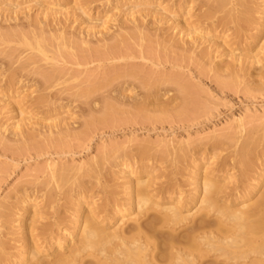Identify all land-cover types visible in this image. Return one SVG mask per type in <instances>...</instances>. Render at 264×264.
<instances>
[{
    "label": "bare ground",
    "instance_id": "1",
    "mask_svg": "<svg viewBox=\"0 0 264 264\" xmlns=\"http://www.w3.org/2000/svg\"><path fill=\"white\" fill-rule=\"evenodd\" d=\"M19 1L18 0H0V17H1L0 18V56H6L7 58L9 57L12 60V64L17 63V62L19 63V65L16 68H13V69L11 68L12 71L10 73L9 78H7V80L8 79L9 80L8 81L5 80V81L9 82V84L14 85V83L15 84L18 82L21 83L23 81L21 78L25 75V74H23V71L30 72L27 75H39L42 78L43 86H45V88L49 89V90H50V88L55 87V85L58 84V81H60L63 78V73L58 69H53V70L50 69L51 72L42 71V70H38L35 68H34V70H29V68L25 64H22V62H21V59H22L21 55L23 54V52L20 50L23 49V47H25V48L29 47L27 49L31 50L32 52H33V50L36 51V53L33 56L28 54V55L32 56L31 57L32 63H34L33 61L36 60V57L38 55L41 58L52 60L54 57L48 56L50 54V53L48 54V52L49 51L51 52L50 47L55 48L56 51L63 57H68V58L71 57L70 59H72V57L73 58L75 57L76 60H78V59L79 60L80 59H86V60L90 59L87 62H89V61L91 62V59H94V58L100 59V58H103L104 56L105 57L110 56V55L116 56V54L118 55V54L122 53L121 51L128 49V47L124 46V45H128V43L126 44L125 42H126V39H130V38H128L129 36L126 37V39H125L123 36H122V38L121 37L119 38L116 35V37H118V39H112V40H115L112 44L110 43L111 42L109 40L110 38L108 39L106 37V34H110V31L113 32L110 28L112 26L109 25V20H110V17L112 15L106 16L104 14V16H106V17L103 18V21L98 22L95 20L96 21V22L94 21L95 25H93V21H92L93 19H92L91 22H92L93 26L88 25L91 23H89L90 21L89 22L87 21V20H89V18H86V17L92 16V15H89V16L84 15L85 16L84 18L87 19L86 21L88 22V24L87 23L85 24V22H84L85 19H84V21L81 18H78V19H81L83 21L82 22V23H84L83 26L85 25V27H86V25H87V28H88V31L86 30L87 33H85V34L80 33V34L74 35L75 33L73 34V32L78 30V29L77 30L74 29L75 31L74 30H73V32L70 31L71 33L69 35V33L66 32L64 29H66V27H65L66 21L68 20L70 22L71 17L70 18L68 17V19H67V17H66V19H62L61 16L64 13L67 16L68 13L75 12V10L77 9L76 7H75V9H73L74 8L73 7L72 10L69 12L68 11L69 8L67 9V7L65 5L64 6L66 8H63V6H62V8L61 7L55 8L56 7L54 5L55 1L53 2L52 0H29L30 5L27 8L28 12L26 11V9H24L26 11V13H25V11L20 12V10L18 8V6L20 4V3H18ZM75 1H76L75 2L76 5H79V3L77 4V1H79V0H75ZM94 1H99V0H94ZM122 1H124V0H122ZM108 2H110V1H108ZM157 2H159V1H157ZM114 3L116 4V2H114ZM194 3H195L194 0H179V2H177L176 4L179 5V8H180L179 10L182 11V8H184V10L185 9L191 10L193 8ZM196 3H198V2L196 1ZM85 4H87V3H85ZM89 4H92V2L91 3L89 2ZM173 4L176 5L175 3H173ZM205 4L208 7L206 8L207 9L206 11L204 10L205 12L203 14V16H204L203 19L204 18L210 19V17L213 18L217 12L226 11L227 9L224 10V8H226L227 5H231L230 7H232L230 10H227L228 12L226 13V15L224 14V16L221 17V15H222L221 14L220 17L218 16L217 20L215 19L216 17L214 18L215 19L214 23H217L215 27H217L219 25H222V26L225 25V27H226L227 23L228 24L232 23V25L235 24V26L237 28V30H236V28L234 30L238 31V33H239V31L242 32V30H244V28L249 26V25H252V28L254 29L255 27H253V25L257 24V26L258 25L259 26L258 27L256 26V32L253 33V36L255 38L256 37L258 38L259 36L264 37V8H262L261 6L253 9L252 7H250L248 0H207ZM1 5L10 7V8H7V9H9L7 11L8 14H4V15L2 14L3 12L6 11V9H5L6 7L4 8V6H3L1 8ZM202 5H204V4H202ZM151 6H153V5H151ZM256 6H259V4ZM124 7H125V5H124ZM133 7H131L132 9H129L130 8V6H129L127 18H125V19H128L133 24L137 21L136 27L134 26L135 24L133 25L135 27L133 29H136V28L140 27V26H138L139 24L137 25V23H139L141 21H138L137 16H136V14L140 13V11L137 8H135L136 9L135 10ZM156 7H157V4H156ZM156 7L153 6L151 8V10L148 11L149 13L146 11L145 12L148 14L153 13V15L156 14V16H158L162 12L160 13V9L156 8ZM174 7H172L173 10H174ZM198 7L199 6H197V8ZM230 7L228 6V8H230ZM113 8H115V10L116 9L118 10L120 8L118 5V2H117V5L116 6L114 5ZM148 8L146 10H148ZM162 8H163V6H162ZM34 9H37V11H39V14H41V15H37V16L35 15V17H33L31 12L34 11ZM167 9H169V8L164 9L165 10L163 12L164 15H166V13L169 12V11H167ZM173 10H170V11H173ZM176 10H177L176 12H178V9H176ZM186 10H185V12H186ZM82 11H80V12H82ZM85 11H87V10L85 9ZM85 11H83L82 13L79 12V14H87L89 12L88 11L86 13ZM109 11L110 10H108L107 12L109 13ZM120 11H122V10H120ZM21 13H23V14L25 13L24 16H22ZM122 13H124V11ZM178 13L174 12L172 14V16H170V18H168L167 15H166V17L173 21V25H172L174 27L173 29L174 30L176 29L179 34H181V35L183 34L186 37L192 35V39L196 35H198L197 39L199 37L200 38L202 37L205 40H208V38H209L212 41H216V39H215L216 37H214V39H215L214 40L213 35H209L207 37V35L205 36L206 33L204 34L202 32L203 29L199 30L200 24L196 25V26H198V28H197L194 26V24L192 25V23H189L188 22L189 20L187 21V19L179 20V17L177 15ZM65 14L63 16H65ZM76 14H78V13H76ZM90 14H91V11H90ZM117 14H114V15H117ZM142 14L144 15V13H142ZM163 14H162V16H164ZM256 14L259 16H256ZM69 15L74 16L73 13H70ZM100 15H101V13H100ZM184 15H185V17H187V16L190 17L189 15L186 16L185 13H184ZM184 15L182 14L183 17H184ZM217 15H219V14H217ZM77 16L79 17V15H77ZM77 16H75V17H77ZM146 16H148V15H146ZM138 17H139V15H138ZM144 17L145 16H143V22H144ZM24 18L27 20V24L29 25V27L33 26L34 29H30L29 31L25 32L24 28H21V26H24L23 25L24 23L22 21ZM63 18H65V17H63ZM82 18H83V16H82ZM113 18H111L110 21H112ZM147 18H145V19H147ZM3 19L11 22V24L13 23V26L11 28H9V27L3 28L4 25L2 26V24L5 23L4 22L5 20H3ZM123 19H124V17H123ZM26 20H24V21H26ZM139 20H140V18H139ZM141 20H142V18H141ZM77 21H78V23H80L79 20H77ZM74 22H76V20ZM112 22H114V21H112ZM155 22L157 23V20H155ZM115 23L117 24V22H115ZM193 23H195V22H193ZM53 24L58 25V27L54 26ZM124 24H126V22ZM159 24H161V22ZM70 26H72V25H70ZM129 26H131V25H129ZM29 27H28V29H29ZM74 27L77 28L75 25H74ZM227 27H229V25H227ZM26 28H27V25H26ZM53 28L54 29L56 28V29H55L54 33L53 32L51 33V31L54 30ZM87 28H85V29H87ZM119 28H120V26L119 27L117 26V29H119ZM130 28H132V27H130ZM142 28H144V27L142 26ZM81 29H82V27H81ZM208 29H209V27H208ZM119 30H120V32H121V30L129 31L128 29H119ZM138 30L136 29V31L138 32V33H136L137 36H138V34L142 35L143 29H140V32ZM149 30H153V28L149 29ZM159 30H160V28H159ZM221 30L223 31V29H221ZM226 30H229V29L227 28ZM251 30L252 29L250 28L249 31H251ZM78 31H81V30H78ZM83 31H85V30H83ZM210 31H212V30H209V32ZM120 32H118V33H120ZM224 32H226V31H224ZM146 33L149 34L148 31ZM234 33H235V31H234ZM193 34H195L194 37H193ZM215 34H216V32H215ZM126 35H130V34H126ZM143 35H145V33ZM169 35L172 36V34H169ZM181 35H180V37H181ZM89 36L96 37L98 39V41L101 43L103 42V44L100 46L94 47L96 45L95 44V45H93L94 48L91 47L89 44H92V41H90ZM120 36H121V34H120ZM108 37H110V36H108ZM111 37H112V35H111ZM113 37L115 38V35H113ZM131 37H133V36H131ZM146 37H148V36L146 35ZM162 37H163V35H162ZM226 37H222V39H220V41L223 39L227 40ZM238 37H241V36H238ZM250 37L252 38V36H250ZM93 38L91 40H93ZM143 38H144V36H143ZM143 38L141 40H143ZM166 38H167V36L165 37V39H164V37H163V39L161 38L163 40V43H162V40L160 39L161 45H165V46H163L164 48H166V46H170L171 48L174 47L175 51H177L176 48H178L177 52H179V53H181V51H179L180 49L186 51L187 53L189 50H191L192 51L191 55H192V53H195V52H193V50H195V49H189L191 47V45L189 43H188L190 45L189 48L185 47V45L187 46V41L182 40L183 36H182V39H178V41L182 40V42L181 41L178 42L177 39L174 40L175 38H173V39H169V38L166 39ZM242 38L244 39V37H242ZM107 39L110 42L107 41ZM192 39H191L190 43L193 44ZM194 39H196V38H194ZM197 39H196V42H197ZM133 40H135V39H133ZM137 40H139V39H137ZM144 40H146V39H144ZM148 40H149V37H148ZM156 40H155V42H156ZM106 41L109 43H106ZM153 41H154V39H153ZM238 41H240V40H238ZM225 42H223V43H225ZM228 42H229V40H228ZM228 42H226V43H228ZM245 42H247V41H245ZM13 43L14 44L16 43L15 44L16 46L11 47V44H13ZM95 43H96V41H95ZM129 43H130V41H129ZM148 43H149L148 45H150V42H148ZM201 43H203V41ZM226 43H225V45H223L221 42L220 43L221 45H219V47H221L220 51L226 50V51H224L225 54L222 51V53L224 54V55L222 54V56H225L227 54L226 53L227 49H226V47H224V46H226ZM236 43H238V42H236ZM84 45L86 47L90 46V48L87 47L88 49H85L83 47ZM97 45H99V43ZM129 45H131V43ZM139 45H142V44L139 43ZM157 46H158V44H157ZM196 46L199 48L198 45H196ZM212 46H215V45H212ZM222 46H223V49H222ZM227 46H228V48L229 47L231 48V45H229V43ZM1 47H4V48L10 47L11 50L6 52L4 49H1ZM125 47H127V49H124ZM170 47H168V48L170 49ZM25 48L23 49V51L25 50ZM174 48H173V50H174ZM191 48H193V47H191ZM215 48H217V47H215ZM259 48H261V46ZM12 49L18 51L19 53L13 51ZM150 49H153V48L150 47ZM150 49H148V50H150ZM163 49H162V52H163ZM200 49H202V48L200 47ZM208 49H206L205 51L201 50V52L199 53L200 57H198V59L208 57V55H209L208 51H207ZM73 50L75 52H73ZM164 50L166 52V49H164ZM228 50H230L231 53L233 52V51H231V49H228ZM11 51H13L17 54H15V56H14V55L8 53ZM170 51H171L170 53H172L171 49H170ZM184 51H183V53H185ZM32 52H31V54H32ZM52 52H54V51H52ZM217 52L218 51H216V53ZM230 52L228 51V55ZM58 53H57V55H59ZM173 53H175V52H173ZM179 53H177V54L181 55V56L185 55L183 53H181V54H179ZM125 54L126 53H124L123 55H125ZM166 54H168V53H166ZM195 54L197 55V53H195ZM218 54H219V52H218ZM60 55H59V57H60ZM193 55H192V57H193ZM196 55H195V57H196ZM256 55H258V54H256ZM115 56H114V58H115ZM181 56L179 58H181ZM33 57H35V58H33ZM40 57H39V59H41ZM121 57H123V56H120V58ZM174 57H176V56H174ZM26 58H27V56H26ZM109 58H111V56ZM191 58H190V60H191ZM231 58H233V57H231ZM210 59L211 58H209L208 61ZM53 60H55V59H53ZM58 60H60V59H58ZM195 60H196V58H195ZM99 61H101V59ZM201 61H203V60H201ZM211 61H212V59H211ZM37 62L38 61H35V63H37ZM40 62H43V61H40ZM258 62L261 63L262 61H258ZM77 63H79V62H77ZM213 64L214 63L212 61L211 65H213ZM230 64H229V66L226 65V68L225 69L223 68V69H224V71L229 70V71H227V74L230 72L232 74V76L234 77L233 78L234 80L231 79V80H233L231 82H235L236 84H238L235 81V79L238 80L237 78L239 76H241L240 72L241 71L243 72V70H241L240 67H242V66H239V68L237 69L235 67L236 65L233 66L231 64V66H230ZM1 65H2V63H1ZM10 65H8V66H10ZM224 65H225V63H224ZM224 65H221V66L224 67ZM221 66H219L218 68L214 66V68H212V69L216 70L215 73L217 72V73L221 74V72L223 71ZM54 67L56 68L57 66H54ZM116 67H118V66H116ZM201 67H203V64ZM227 67H228V69H227ZM57 68H59V67H57ZM243 68L245 69L246 67L244 66ZM11 69H9V70H11ZM43 69H45V68H43ZM112 69H110V70L112 71ZM9 70H8V72H9ZM50 70H48V71H50ZM124 70H125L126 74H124ZM124 70H123L122 74H119V73L116 74L115 73L117 71L116 70L115 72H113V73H115V75H112V76H108L109 74L105 75V78L103 77L104 79L101 82L96 81V83H95V80L93 79L94 80L93 83H95V84L91 83V86L89 85L85 89L83 87V90H81L79 93H76V91H75L74 93H76V94H74L73 97L75 99L86 98L87 100H89V99H91V97L96 96V94H98L102 91H105V90L108 91L109 89H112V91H115L114 88H116V87H120L121 89H123V87H125L128 90H130L129 88H131V90H132L133 86L129 87V85H128L129 83H127L126 80L128 81V77L133 78V77H135V75L136 76H138V75L135 73H134L135 74L134 75L133 72L131 73L129 71H128L129 72L128 73L126 69H124ZM5 71L6 72H4V73H7L6 68H5ZM107 71H109V70H107ZM202 72H204V71H202ZM101 76H103V75H101ZM243 76L244 75H242V77ZM27 77H25V78H27ZM147 77H148V75H147ZM16 78L20 79L21 81L18 80V82H15L17 80ZM97 78H100V77H97ZM97 78H96V80H97ZM138 78H136V79L138 80ZM168 78H170V77H167V81L174 82L173 77H171L172 79H168ZM222 78H223V76H222ZM244 78H246V77H244ZM141 79H140V81H141ZM163 79H165V78H162V80ZM174 79H176V78L174 77ZM35 80H37V79H35ZM146 80H144V82H143L144 83L143 86H145V89H149V91L150 90L153 91L154 89L156 90L158 88V85L155 84L156 81H153L155 83H150L149 81H146ZM153 80H154V78H153ZM155 80H157V79H155ZM158 80H157V82H158L157 84H159V81H162V80H159V81ZM164 81H163V83H164ZM227 81L229 82L230 80H227ZM227 81L225 79V83ZM246 81H247V79H246ZM25 82L26 81L22 82V84L23 83L25 84ZM131 83L133 84V82H131ZM165 83H167V82L165 81ZM175 83H177V82H175ZM221 83L223 84V81ZM125 84H127L128 86L127 85L125 86ZM136 84H138V83H136ZM162 86H163V84H162ZM178 86H179V84H178ZM182 86H184V85H182L180 83V87H182ZM248 86H250V85L248 84ZM13 87L14 86H12V88ZM21 87H23V86L21 85ZM38 87L40 88L41 85L40 86L38 85ZM140 87L142 88V86H140ZM229 87H230V83H229ZM133 88H135V87H133ZM250 88L251 87H249V89ZM118 89H116V91ZM142 89H144V88H142ZM7 90H9V88ZM18 90L19 89H17V91ZM131 90L128 92H132ZM180 90H182V88ZM183 90H185V92L190 91L189 86L188 87L185 86L183 88ZM37 91H38V88H37ZM149 91L147 92V94L149 93L150 95L157 93V91H153L154 93L149 92ZM251 91L252 90H250V92ZM182 92H184V91H182ZM29 93H30V91H29ZM48 93L49 92H47V94ZM118 93H120V92L118 91ZM167 93H168V91H167ZM189 93L191 94V91ZM42 94H44V93H42ZM100 94H102V93H100ZM122 94H123V92H122ZM49 96L43 95V96H39V98H37V99L42 101L44 104L45 101L49 100ZM146 96L147 95H145L144 97H146ZM4 97H5V95H4ZM50 97H52V94ZM101 97H102V99H105V100L107 99V98H105L106 96L104 94L101 95ZM94 98L96 99V97H94ZM23 99L25 100V96L21 99V101L18 98L17 101H20V104L17 103L18 106L24 104V103L21 104V102H23ZM114 99L115 98H113V101H114ZM132 99L133 98H131V100ZM26 100H27V98H26ZM133 100L135 101L136 99L134 98ZM5 101H6V103H5L6 108L8 107L9 110L12 111L10 113L19 112V108L17 109L15 104H14L15 102L13 103L12 101H10V99L8 97L6 98ZM106 101L108 102V100H106ZM119 101H121V100H119ZM51 102H53L52 99H50V103ZM93 102L96 103L95 101H93ZM101 102H104V101L101 100ZM117 102H118V100H117ZM114 103H116V102H114ZM184 105H185V103H184ZM120 106H121V104H120ZM20 107L22 108L24 106H20ZM115 107H116V105H114L113 103H108L107 110L105 111V113H104V111H102L104 113L102 115L103 117H101V118L99 117L100 119L93 118L92 121H90V122L88 121L87 123L85 122V124H87L86 128L89 129V126H92L93 125L92 123L95 121L96 122L97 121H99V122L103 121L104 122L105 120L107 121V119L109 120L110 116H112V113H114L117 110V109L115 110ZM180 107H181V109H179V108L178 109L181 110L180 116H182V115H184V113L182 114V111L184 112L186 110L184 108H182V106H180ZM21 108H20L19 113H15V115L20 114L21 117H18L16 122L12 123V124H14L13 126H14V130L16 132L15 134L12 133V134H14L13 136H15L16 134H21V135L26 134V133H24V129H26V127H27V126H25L27 119H26V117L23 118L22 116H24L25 114L21 113V111L24 110L25 108L24 109H21ZM136 108H138V107H136ZM144 108H145V106L143 107V109ZM189 109H188V111H189ZM16 110H18V111H16ZM134 110H136V109H134ZM141 110H142V108H141ZM119 111H120V109L118 110V113H120ZM138 111H140V108H139V110H137V113H138ZM147 111H146V113H147ZM124 112H126V111H124ZM165 112H166V109H165ZM144 113H145V111H143V114ZM179 113H180V111H179ZM179 113L177 112V115ZM139 114H141V113H139ZM161 114H163V113L161 112ZM166 114H167V112H166ZM170 115H172V114H170ZM256 116L257 115H255V114L251 115V113H249V112L248 113L245 111L241 112L237 116L232 118V121L228 126H233L232 128H235L236 131L238 130L237 131L238 134L242 133L241 131H243V129L246 127L245 125H246V123H248L250 121L249 119H254V118H256ZM30 117H32V116H30ZM30 117H29V119H30ZM262 117H264V113H263ZM12 118H14V117H12ZM20 118H23V119H20ZM34 118H32V119L33 120L38 119L37 117H36L37 119H34ZM23 121H24V124L22 123ZM44 121H46V120H44ZM52 121H54V119H52ZM58 121L55 120L56 123ZM99 122H97V123H99ZM250 122H252V121H250ZM56 123L51 122L50 125L51 126L53 125L52 129H53V127L58 126V123L57 124ZM62 123L64 124V120L62 121ZM26 124H28V122ZM5 125H4V127H6ZM42 125H43V123H42ZM13 126H12V128H13ZM4 127L3 128L1 127L0 132H2V130L4 131ZM23 127H24V129H23ZM59 127H61V126H59ZM215 128L216 127H214L213 128L214 130L211 131L210 133H204V134H201L200 136L191 137V138L185 140V144L183 143L184 145L181 144L183 141L175 143V141L173 139L171 141L166 140L164 143L167 144L168 147L170 145L169 148H171V144L172 145L177 144L176 146H178V144H179L178 147L172 146V147H174V150H172V152L174 151V153L176 154L175 158L177 157V161L182 160V162H184L183 160L187 157H185L184 159H182V158L184 156H186L187 153H189V152L192 153L193 151L198 150L197 148L200 145H206V144H204L206 142L205 139L208 140V138H211V141L213 139L215 144H217V142L219 143L223 139L222 136H225V134L221 135L222 133L221 134L218 133L219 130H217ZM6 131H7V129L5 130V132ZM84 132L85 131H83V133ZM250 132H251V130H250ZM83 133H81L80 135L82 136ZM217 133L220 134L221 137ZM248 133H249V130H248ZM64 134L67 135V132L63 133V135ZM72 134H70V135H72ZM251 134H252V132H251ZM251 134H250V136H252ZM84 135H87V134H84ZM2 136H5V134H3ZM67 136H69V135H67ZM16 137H14V138H16ZM66 137H65V140H66ZM252 137H250L248 140L245 139L246 141H244L242 143V145H240L239 148L235 147L236 149L229 154L227 153L228 155L226 154V156L222 157L221 151L219 153H217V151L216 152L211 151L210 155L208 154L209 152L207 153L210 156L209 158H207V161L204 159L208 155L205 156V155L201 154V156H199L200 153L198 154V156H199L198 158H195L194 160L190 159L191 161H193L194 165H192V162L190 163L191 167L193 166V170H192V177L190 175L191 173L189 174L192 179H190V181L187 182L188 184H186L185 182H182L184 180H182V181L179 180V181H181V182H179V181H177L178 179L177 180H171V181H168V179H167L166 183H163V182L161 183L160 181L158 182L157 181L158 178L156 180L155 179L156 176L153 175L155 170L152 168L155 167V165H153V164L151 166L149 164L139 165L140 164L139 162H136V164H135L134 163L135 161L133 162L132 160H127L126 159L127 156H128V159H130L131 157L129 158V156L133 155V154H134V157H136L135 156L136 153L131 154L130 152H128L126 150V147H125L126 144L130 145L134 142V140L131 138L127 139L125 142H123L122 144H119V145H116V144L105 145L102 148V150L100 151L98 156H95L94 158H92L88 161H85V162H79L73 166L72 165L71 166H64V165L62 166V165H58L57 163L47 164V166H45V168H44L45 169L44 173L49 174L51 180L54 181V184L56 182L55 180L59 179L61 182V185H62V183L65 185V184H67L66 182L67 181L69 182V180H70L69 176L73 175L76 177L78 175L76 179H73L74 177L72 178L74 181L70 180V181L74 182L76 185V187L74 188V189H76V190H74L75 193L73 195H70L69 194L70 192L69 191H68L69 193L67 192L71 196V197L70 196L69 197L72 200L71 201L72 205H68V206H71L72 209H70L69 214L68 213L65 214V212L63 214V211H62V209L59 208V206L57 207L59 209H57L55 207V202H56L57 198L55 199L54 196H52L50 194V196L48 195L49 197L47 196V198L45 200V204L43 205V207L47 206L48 208L50 207L52 209H55L53 214H51L53 220L50 222L48 221L47 223L45 222L44 224L42 223V224L38 225V223L40 221L39 218H41L44 215V214L42 215L41 213L45 212V211H43L45 208L43 210H42L43 207L40 206V208H39V205L44 201L43 200L41 202L40 201L41 199L39 200L40 195H39V197H37V196L33 197V194H31L32 190L34 189L33 186L35 185V183H37L36 180L39 179L36 177L37 175L34 176L35 179L36 178L37 179L35 181L32 180L33 186L28 185V186H30V188L31 187L33 188L32 190L30 189L31 192H29V191L27 192V191L23 190L24 192L19 193L20 192V189H19L18 195L16 196L14 194L15 197L18 198V201H17L18 204L16 203L17 206L15 207V209L18 208L17 212H11V211H13L12 209H13L14 205H13V203L10 202L11 197L9 195L11 193H9L8 196L0 202V264H264V160L259 162V159L264 158V150L263 151L257 150V147L259 145V140H258L257 136H256L257 139L254 137L252 138ZM60 138H62V137H60ZM79 138H80V136H79ZM79 138H75V139H79ZM26 139H27V137H26ZM57 139H59V137H57ZM2 140L3 139H1V141ZM10 140H11V138H10ZM1 141H0V143H2ZM3 141H5V140H3ZM30 141H33V140L30 139ZM30 141H28V142H30ZM222 142H224V141L222 140ZM58 143H59V141H58ZM5 146H6V144H5ZM22 146H23V144H22ZM202 148L206 150L205 147H202ZM213 149L215 150V148H213ZM19 150L20 149H18V151ZM128 150H129V148H128ZM166 150L168 151V148ZM132 152H135V151H132ZM129 153H130V155H129ZM174 153H173V156L175 155ZM166 155L171 156L172 154L168 155V153H166ZM124 156H126V158L121 159L122 161L119 159L117 164L113 160L115 157H118V158L123 157L124 158ZM173 156H171V157H173ZM111 158H112V161L115 162V166H117V168H119L118 170H114L115 166L113 168H108V167L106 168L105 163L107 164L106 161H108V160H109V163H112V162H110ZM172 160H173V158H172ZM211 160H216V161H213V162H215L214 165H212V163L209 162ZM174 161L177 162L176 160H174ZM200 161H204V162L201 163ZM197 162H200V163H197ZM109 163L107 165H109ZM137 163H139V164H137ZM172 163H173V161H172ZM190 164L188 163L189 166H190ZM136 165H137V167H136ZM172 166H174V164ZM109 167H110V165H109ZM42 171H44V170H42ZM231 171H233V172H231ZM31 172H33V171H31ZM112 173H116V176H118V174L121 175V177L124 181L123 182L121 181L120 183L118 181H116L119 184L112 182V180H114V179L109 178L110 174H112ZM145 174H147V177L142 178L143 175H145ZM38 176H40V175L38 174ZM49 176H48V178H49ZM86 178L89 180L88 182H90L93 179H94V181L96 180L95 181L96 183L95 182L94 183L97 186H99L98 188L96 186V189L98 191L97 194L88 195V192L89 193L92 192L91 190L93 187L92 188H90V186L87 187ZM60 182H57V185L56 184L55 185L59 186ZM22 183H23V181L20 184H22ZM20 184H17V185L19 186ZM72 184H71V186L68 184L71 187V189L73 187ZM17 185L15 187H13L16 190H18ZM64 185H62V186H64ZM44 186H46V185H44ZM187 186L189 188H186ZM70 187H69V189H70ZM64 188H65V186H64ZM94 188H95V186H94ZM94 188H93L92 193H94V191H95ZM52 189H54L53 186H52ZM16 190H14V191L17 192ZM42 191H43V188H42ZM47 191H49V188H47ZM37 192H40V191H36V193ZM62 193H63V191H62ZM99 193H102L103 196L96 198L97 195L98 196L101 195ZM14 195H12V196H14ZM37 195H38V193H37ZM43 196H44V193H43ZM67 197H68V195H67ZM67 199H69V198H67ZM99 199L101 200L100 203L97 202ZM12 200H14L13 197H12ZM11 204L13 205V207ZM66 204H67V201H66ZM61 207H62V205H61ZM40 209L42 211H40ZM68 210H69V208H68ZM21 211H22V213H21ZM11 215H16V217L17 216L18 217L15 219L13 217V219H12ZM48 215L51 216L50 214H48ZM15 222L18 224V228H19L18 231L20 234V236H18L19 238H17V236L14 237V235H13L14 233H11L9 231L11 224H13ZM13 228H14V226H13ZM10 234L13 235V237L11 235V237L13 239H11V237L9 236ZM41 239H43L42 242L44 244L42 242H40ZM13 240H15V241H13Z\"/></svg>",
    "mask_w": 264,
    "mask_h": 264
},
{
    "label": "rangeland",
    "instance_id": "2",
    "mask_svg": "<svg viewBox=\"0 0 264 264\" xmlns=\"http://www.w3.org/2000/svg\"><path fill=\"white\" fill-rule=\"evenodd\" d=\"M52 1L53 2L55 1L54 2V5L56 6V7L54 6L55 8H59V7L62 8V6H63V8L67 7V9L69 8V10H68L69 12L72 10L73 7H74L73 9H75V7L77 8L76 9L77 11L75 10V12H70V13H73L74 16H70L69 15L70 13H68L67 16L65 13H64L65 16H63L64 14L61 16L62 19H66V17L68 19V17L69 18L71 17L70 22L68 20L66 21L67 25L65 24L66 29H64L66 32L69 33V35L71 32H73L74 29L81 30V31L77 30L78 32L74 30L75 31V32H73V34L75 33L74 35L80 34V33L81 34L87 33V31H88L87 25L85 27V25L83 26L84 23H82L85 19L84 15H86V16L92 15V16L86 17V18H89V20L85 19V21H84L85 24L86 23L88 24V22L90 21L89 23H91V24H88L89 26L92 25V22H91L92 19H93L92 20L93 25H95L94 24L95 20L98 22L99 21L102 22L103 18H105L107 15H112L111 17L109 16L110 20H111V18H113L115 16L114 17L115 19L114 18H113L114 20L112 19V21H114V22L109 20V25L112 26L110 28L113 32L110 31V34H106V37L108 39L110 38L109 40L111 42L108 39H107V41H109L112 44L115 41L112 39H118V37L122 38V36L126 39V37L129 36L128 38H130V39H126V42H125L126 44L128 43V45H124V46H127L128 49H127V47H125L124 49H127V50L121 51L122 52V53H120L121 55L116 54L117 57L115 55H110L111 58H109L110 56H107V57L104 56L103 58H100L101 61H99L100 59H98V58L97 59L94 58V59H91V62L90 61L87 62L90 59H88V60H86V59H80L79 60L78 59L79 60L78 61L75 59V57L74 58L72 57V59H70L71 57L70 58L63 57L56 51L55 48L50 47L51 52L50 51L48 52V54L50 53L48 56L54 57L53 59H55V60L44 59L38 55L41 59H39V57L37 56L38 58L36 57V60H34L33 61L34 63H32L31 57L36 53V51L33 50V52H34L33 53L31 50L27 49L29 47H26V48L23 47V49L25 48V50H24L25 52L23 51V49L20 50L23 52V54L21 55V57H22L21 62H22V64H25L29 68V70H34V68H35L38 70L51 72L50 69H52V70L58 69L63 73V78L64 77L65 78L64 79L62 78L60 81H58V84H56L55 87L50 88V90L46 89L45 86H43L42 78L39 75H27L30 73L28 71H23V74H25L24 76L25 77L28 76V77L25 78L23 76L21 78L23 80L22 82L26 81L25 84L24 83L22 84V82L19 83L18 80H20V79H17V78H16L17 80L15 81V82H18V83H16L17 85L15 83H14V85L9 84V82H7L9 79L7 80V78H9L12 69L16 68L19 65V63L17 62V63L12 64V60L9 57L7 58L6 56H0V70H1L0 71V131H1V127L3 128L4 125L6 124L5 125L6 127H4V131L2 130V132H0V141H1V139L5 140V141L2 140L1 141L2 143H0V202L2 200H4L8 196L9 193H11V194L13 193L12 195L15 194L17 196L19 189H20L19 193L24 192V191L31 192V190L33 189L32 187L30 188V186H33L32 180L35 181L37 178H39L38 180H36L37 183H35V185L33 186L34 189L32 190V192L34 190L35 191L33 193L31 192V194H33V197H36V196L39 197V195H40L39 200L41 199L40 200L41 202L44 200L43 201L44 203L42 202L43 204L41 203L39 205V208H40V206L43 207V205L45 204V200H46L47 196L48 195L50 196V194H51L52 196H54L55 199L57 198L56 202H55V207L57 208L59 206V208L62 209L63 214H64V212H65V214H67V213L69 214L70 209H72L71 206H68V205H72V203H71L72 200L70 199V197H71L70 195H73L75 193L74 190H76V189H74L76 187V185L72 181H74L73 179H76L78 175L76 177L73 175L69 176L70 178L69 177L68 178L72 181H70V180H69V182L67 181L66 182L67 184H65V185L62 183V185H64L65 188H64V186L61 185L60 180L56 179L55 184L57 185V182H60V184L58 183L60 186L59 187V186H56L54 184V181L51 180L49 174L44 173L45 172V169H44L45 166H47V164H49V163H57L58 165H62V166L63 165L64 166H71V165L73 166L79 162H85V161H88V160L94 158L95 156H98L100 151L102 150V148L105 145H110V144L111 145H113V144L119 145V144H122L123 142H125L129 138L133 139L134 142L130 145L126 144L127 145V146L125 145L126 150L128 152H130L131 154L136 153L135 154L136 157H134V154L130 155V153H129V155H130L129 158L131 157L130 159H128V156H127L128 154H127L126 155L127 158H126V156H124V158L123 157L122 158L121 157H119V158L115 157L113 160L116 162V164L118 163L119 159L121 160V159H125V158L127 160H132L133 162L135 161L134 162L135 164H136V162H139L140 164L137 163L139 165L149 164L151 166L153 164V165H155V167H153V168L151 167L152 169L155 170L153 175L156 176L155 179L157 180V178H158L157 181L158 182L160 181L161 183L162 182L166 183L167 179H168V181L178 179L177 181L184 180L182 182H185L186 184H188L187 182L190 181V179H192L191 177H192L193 166L191 167V164H190L192 162V165H194L193 161H191L192 159L194 160L195 158H198L199 156H201V154L205 155V156L208 154L210 155L211 151L212 152L217 151V153H219L221 151L222 157L226 156L227 153L229 154L232 151H234L236 149L235 147L239 148L240 145H242V143L244 141L248 140L252 136L254 138H256V136H257V138L259 140V145L257 147V150L258 151L264 150L263 149L264 148V117H262V115L264 113V37L259 36L258 37L259 39H258L257 37L255 38L253 36V33L256 32L257 24L253 25V27H255L254 29L252 28V25L245 27L244 30H242V32L239 31L240 34L238 33V31H236L237 28H236L235 24L232 25V23H230V24L227 23V25H229V27H227V25H226V27H225V25L224 26L219 25L220 27L219 26L215 27L217 24V23H214L215 19L217 20L218 16L220 17L221 14H222L221 17L224 16V14L226 15V13L228 12L227 10H230L232 8V7H230L231 5H227L226 8H224V10L227 9L226 11L217 12L213 18L210 17V19H205V18L203 19V17H204L203 14L207 10L206 8L208 7L205 4L207 0H203V1L202 0H194L195 3H196V1L198 3H196V4L194 3L193 8L191 10L187 9L188 10L187 11L185 9L186 12H185L184 8H182V11L179 10L180 9L179 5L176 4L177 2H179V0H176V1L174 0L175 2L173 0H154V1L153 0H151V1L150 0H143V1L142 0H135V1L132 0L133 2L131 0H126V1L125 0L124 1L119 0L120 2L118 0H114V1L108 0L110 2H108L107 0H99V1H94V0H82L81 1V0H79V1H77V4L79 3V5H76L75 0H52ZM157 1H159L160 3ZM248 1H249L250 7H252L253 9H255L256 7H260V6L262 8H264V2H263L264 0H248ZM89 2L90 3L92 2V4H89ZM114 2H116V4ZM117 2H118V5L120 8L118 10L117 9L115 10V8H113V7H114V5L115 6L117 5ZM18 3H20L18 6L20 12L21 11L24 12L25 11L24 9H26V11H27L28 6L30 5L29 0H20ZM85 3H87V4H85ZM173 3H175L176 5H174ZM156 4H157V7H156ZM202 4H204L205 6ZM258 4H259V6H256ZM124 5H125V7H124ZM151 5H153L156 8H159L160 13L161 12L162 13L159 14L158 16H156V14L153 15V13L148 14L149 13L148 11L151 10V8L153 7ZM3 6L1 5V8ZM129 6H130V8H129ZM162 6L164 9L169 8V9H167V11H169V12L166 13L168 18H170V16H172V14L174 12L175 13L179 12L177 14L179 17V20L187 19V21L189 20L188 21L189 23H192V25L194 24V26L197 28H198V26H196V25L200 24L199 30L203 29L202 32L204 34L206 33L205 36L207 35V37L209 35H213V39H214V37H216L215 38L216 41H212L209 38H208V40H209L208 41V40L203 39L202 37L201 38L199 37L197 39L198 35L195 36V34H193V37L195 36L194 38L197 39V42H196V39H194V38H193L194 40L192 39V35L186 37L183 34L182 35L179 34L176 29L175 30L173 29L174 28L172 26L173 21L168 19L166 17V15L163 14V12L165 10L162 8ZM197 6H199V7L197 8ZM228 6L230 8H228ZM131 7H133L134 9L137 8L140 11V13H137L136 16H137L138 21H141V22L137 23V25L139 24L138 26H140L141 28L139 27L136 29L137 30L139 29L138 30L139 32H140V29H143L142 35L138 34V36H137L136 33H138V32L136 31V29H133L136 27L137 21L134 23L135 24L134 25L131 21H129L128 19H125V18H127L128 10L132 9ZM172 7H174V10L172 9ZM4 8L6 9V11H5L6 13L3 12L2 14L3 15L8 14L7 11L9 9H7V8H10V7L4 6ZM147 8H148V10H146ZM85 9L87 11H85ZM88 9L89 10L91 9L90 10L91 14H90V11ZM107 9L110 10L109 13L107 12L108 11ZM176 9H178V12H176L177 11ZM79 10L80 11L83 10L86 13L88 11L89 12L87 14H79V12H80ZM120 10H122V11H120ZM170 10H173V11H170ZM26 11H25V13H26ZM36 11H37V9H34V11L31 12L33 17H35V15L36 16L41 15V14H39V11H37V12ZM123 11L125 14L122 13ZM145 11L148 13H146ZM82 12H80V13H82ZM141 12L144 13V15ZM76 13H78V14H76ZM100 13H101V15H100ZM184 13L186 14V16L189 15L190 17H188V16L185 17ZM21 14H22V16H24L23 13H21ZM104 14L106 16H104ZM114 14H117V15H114ZM145 14L148 16L150 15V16L148 17ZM162 14L164 16H162ZM182 14L184 15L185 18L182 16ZM217 14H219V15H217ZM77 15H79V17ZM81 15L83 16V18ZM138 15H139V17H138ZM75 16H77V17H75ZM143 16H145L144 22H143ZM256 16H259V15L256 14ZM63 17H65V18H63ZM123 17H124V19H123ZM78 18L83 19V21L81 19H78ZM139 18H140V20H139ZM141 18H142V20H141ZM145 18H147V19H145ZM3 20H5V19H3ZM24 20H26V19L24 18L22 20L24 23L23 24L24 26H21V28H24L25 32L29 31L30 29H34L33 26H31L32 28L29 27V25L27 24V20L26 21H24ZM75 20H76V22H74ZM77 20H79L80 23H78ZM155 20H157V23L155 22ZM4 22L5 23L2 24V26L4 25L3 28H5V27L11 28L13 26V23L11 24V22H9V21L5 20ZM115 22H117V24ZM125 22H126V24H124ZM158 22L159 23L161 22V24H159ZM193 22H195V23H193ZM26 25H27V28H26ZM70 25H72V26H70ZM74 25L77 28H75ZM129 25H131V26H129ZM54 26L58 27V25H56V24ZM113 26L114 27L116 26V27L114 28ZM117 26L118 27L120 26L119 29H128L129 31L130 30L131 31L133 30V31L129 32L127 30H121V32H120V30L117 29ZM142 26L144 28H142ZM28 27H29V29H28ZM81 27H82V29H81ZM130 27H132V28H130ZM208 27H209V29H208ZM249 27L252 29L251 31H249L250 30ZM85 28H87V29H85ZM152 28H153V30H149ZM159 28H160V30H159ZM227 28L230 31L226 30ZM235 28H236V30H234ZM55 29L53 31H51V33L52 32L54 33ZM221 29H223V31ZM83 30H85V31H83ZM209 30H212V31L209 32ZM145 31L146 32L148 31L149 34H147ZM224 31H226V32H224ZM234 31H235V33H234ZM118 32H120V33H118ZM215 32H216V34H215ZM144 33H145V35H143ZM120 34H121V36H120ZM126 34H130V35H126ZM169 34H172L173 37ZM111 35H112V37H111ZM113 35H115V38L113 37ZM116 35L118 37H116ZM146 35L149 37V40H148V37H146ZM162 35H163L164 39L167 36V38H169V39L175 38L174 40L177 39V41H178V39H182V36H183L182 40L187 41V46L185 45V47L189 48V46L191 45V47H193V48L190 47L189 49H195V50L197 49L196 51L193 50V52L197 53V55L195 53H192V55L194 54L192 57V55H191L192 51L191 50H189L187 53L186 51L180 49L179 51H181V53H183V51L185 52V53H183L185 55L182 54L183 56H181V55L177 54V53H179V52H177L178 48H176L177 51H175L174 47L171 48L170 46H166V48H164L163 46H165V45H161V40L163 39ZM180 35H181V37H180ZM237 35L241 36V37H238ZM249 35L252 36V38ZM108 36H110V37H108ZM131 36H133V37H131ZM143 36H144V38H143ZM89 37L88 38L90 39V41H92V44H89L91 47H93V45H95V44L96 45L94 47H97V46H100L103 44V42L102 43L99 42L96 37H94V36H89ZM222 37H226L227 40L223 39L220 41V39H222ZM242 37H244V39ZM92 38H93V40H91ZM142 38H143V40H141ZM133 39H135V40H133ZM137 39H139V40H137ZM144 39H146L147 41ZM153 39H154V41H153ZM191 39L193 41V44L190 43ZM237 39L240 41H238ZM128 40L130 41L131 45H129L130 43ZM155 40H156V42H155ZM182 40H179V41L182 42ZM224 40L226 42H228V40H229L228 43H229V45H231V48L230 47L228 48V46H227L228 43H226ZM95 41H96V43H95ZM107 41H106V43H109ZM202 41H203V43H201ZM245 41H247V42H245ZM148 42H150V45H148L149 44ZM221 42L223 45H225V43H226V46H224V47H226V49H227V52H226L227 54L225 56H222V54H223L222 51L224 52L226 50L220 51L221 47H219V45H221L220 44ZM223 42H225V43H223ZM236 42H238V43H236ZM98 43H99V45H97ZM139 43L142 45H139ZM162 43H163V40H162ZM13 44H11V47L16 46L15 45L16 43L14 45ZM157 44H158V46H157ZM196 45H198L199 48ZM212 45H215V46H212ZM90 46L89 47L87 46V47L90 48ZM260 46H261V48H259ZM83 47L85 49H88L85 45ZM150 47L153 49H150ZM168 47H170V49L172 50V53H170L171 51ZM200 47L202 49H200ZM215 47H217L218 49L220 48V49L218 50ZM163 48L166 49V52ZM173 48H174V50H173ZM1 49H4L6 52L11 50L10 47L9 48L8 47H5V48L1 47ZM148 49H150V50H148ZM162 49H163V52H162ZM206 49H208L207 51H208V54L210 56L208 55V57H206V58H201V59L199 58L198 59V57H200L199 53L201 52V50L205 51ZM222 49H223V46H222ZM228 49H231V51H233V52L231 53L230 50H228ZM12 50L19 53L18 51L14 50V49H12ZM13 51L8 52V53L15 56V54H17V53H15ZM52 51H54V52H52ZM216 51H218L219 54H218V52L216 53ZM228 51L230 52L229 53L230 56L228 55ZM31 52H32V54H31ZM73 52H75V51L73 50ZM173 52H175L176 54ZM57 53L60 55L61 58L59 57V55H57ZM124 53H126V54L123 55ZM166 53H168V54H166ZM181 53H179V54H181ZM28 54H30L32 56H30ZM224 54H225V52H224ZM256 54H258L259 56ZM195 55H196V57H195ZM26 56H27V58H26ZM114 56H115V58H114ZM120 56H123V57L120 58ZM174 56H176L177 58ZM180 56H181V58H179ZM189 57L190 58L192 57L191 60ZM231 57H233V58H231ZM33 58H35V57H33ZM195 58H196V60H195ZM209 58L212 59V61L214 63L213 65H211L212 64L211 59L208 61ZM58 59H60V60H58ZM201 60H203V61H201ZM35 61H38L39 63L38 62L35 63ZM40 61H43V62H40ZM258 61H262V62L260 63ZM77 62H79V63H77ZM1 63H2V65H1ZM224 63H225V65H224ZM230 63L233 66L236 65L235 67L237 69L239 68V66H242V67H240V69L243 70V72L241 71L240 72L241 76H239L237 78L239 81L235 79V81L238 84H236L235 82H231L234 80L233 79L234 77L232 76V74L230 72L227 74V71H229V70L224 71V69L226 68V65L229 66ZM202 64H203L204 68L201 67ZM231 64H230V66H231ZM8 65H10V66H8ZM115 65L118 67H116ZM221 65H224V67H222ZM54 66H57L60 69L57 67L55 68ZM214 66L217 68L219 66L222 67V70H223L221 72L222 75L220 73H217V72L215 73L216 70L212 69V68H214ZM244 66L247 68V69L245 68L246 70L243 68ZM5 68H6L8 74L4 73V72H6ZM43 68H45V69H43ZM109 68L110 69L113 68L112 71ZM9 69H11V70H9ZM47 69L50 71H48ZM124 69H126L127 72L128 71L131 73L133 72V74L135 73L138 75V76H136L134 74L135 77H133V78L128 77V81L126 80V82L129 83L128 84L129 87L130 86L135 87V88L132 87V90H131V88L128 87L132 92H128L130 90L126 89L125 87H123V89H121L120 87H116V88H114L115 91H112V89H109L108 91L107 90L102 91V92H100L102 94L98 93V94H96V96L91 97V99H89V100H87L86 98L75 99L73 97L74 94L79 93L81 90H83V87L85 89L89 85L91 86V83H93L94 80H95V83H96V81L101 82L105 78V75L109 74L108 76H112V75H115V73L116 74L117 73L122 74ZM227 69H228V67H227ZM8 70H9V72H8ZM107 70H109V71H107ZM202 71H204V72H202ZM113 72H115V73H113ZM124 74H126L125 70H124ZM101 75H103V76H101ZM147 75H148V77H147ZM242 75H244V76L242 77ZM222 76H223V78H222ZM97 77H100V78H97ZM140 77L141 78L143 77V78L141 79ZM167 77H170L168 79H172L171 77H173L174 82L167 81ZM174 77L177 80L174 79ZM244 77H246V78H244ZM96 78H97V80H96ZM136 78H138V80ZM153 78H154V80H153ZM162 78H165L166 80L165 79L162 80ZM35 79H37V80H35ZM140 79L142 82L140 81ZM155 79H157V80L159 79L162 81L158 80L159 84H157L158 82ZM225 79H226V81L230 80L229 82L228 81L226 82L228 85L225 83ZM231 79H233V80H231ZM246 79H247V81H246ZM5 80H7V81H5ZM144 80L149 81L150 83H155L153 81H156L155 84L158 85V88L156 90L154 89L153 91H157V93H154L151 90L149 91V89H145V86H143ZM164 80L167 83H165ZM163 81H164V83H163ZM222 81H223V84L221 83ZM131 82H133V84ZM175 82H177V83H175ZM95 83H93V84H95ZM134 83L135 84L138 83V84L135 85ZM180 83L184 86L180 87ZM229 83H230L231 88L229 87ZM162 84H163V86H162ZM178 84H179V86H178ZM248 84L250 86H248ZM21 85L23 87H21ZM38 85L39 86L41 85V87L39 88ZM126 85L127 84H125V86ZM12 86H14V87L12 88ZM140 86H142V88H144V89H142ZM185 86H187V87L189 86V90L191 91V94L189 93L190 91L185 92V90H183V88ZM249 87H251V88L249 89ZM8 88L10 91L7 90ZM37 88H38V91H37ZM181 88H182V90H180ZM17 89H19V90L17 91ZM116 89H118V90L116 91ZM250 90H252V91L250 92ZM29 91H30V93H29ZM75 91H76V93H74ZM118 91L120 93H118ZM148 91L152 92L154 94L151 93L152 95H150L148 93L150 95L149 96L147 94ZM167 91H168V93H167ZM182 91H184V92H182ZM47 92H49V93L47 94ZM122 92H123V94H122ZM42 93H44V94H42ZM50 93L52 94V97H50L51 96ZM103 94L106 96L105 98H107L106 100H108V102L105 99H102L101 95H103ZM4 95H5V97H4ZM38 95L39 96H43V95L49 96L50 95L49 100L45 101L43 104L42 101L37 99V98H39ZM145 95H147V96L144 97ZM24 96H25V100L23 99V102H21V104L22 103H24V104L18 106L17 103L20 104V101ZM7 97L13 103L15 102L14 104H15L17 109L19 108V112H20V108H21L20 106H24L21 109H24V108L25 109L22 110L23 112L21 111V113L25 114L22 117L23 118L26 117V119H27L26 121L28 122V124H26L27 122L25 121L26 122L25 126H27L26 129H24L25 126L23 127L24 133H26V134H23V135L16 134L15 136H13L16 132H15L14 126H13L14 124H12V123L16 122L18 117H21V116H20V114L15 115V113H19V112L10 113L12 111L9 110L8 107L6 108V106H5L6 101L5 100ZM94 97H96V99ZM130 97L133 99L135 98L136 100L135 101L133 99L131 100ZM18 98L20 101H17ZM26 98H27V100H26ZM113 98H115L114 101H113ZM50 99H52V101L54 103L53 102L50 103ZM100 99L103 100L104 102H101ZM90 100L92 102L95 101L96 103L97 102L98 103L97 104L94 102L92 103ZM117 100H118V102H117ZM119 100H121V101H119ZM25 102L26 103L28 102V103L26 104ZM114 102H116V103H114ZM108 103H113L114 105H116L115 110L117 109L116 111L114 110L115 112L112 113V116H110V119L109 120L107 119V121L105 120L104 122L103 121H101V122L97 121L99 123H97L95 121L96 123L93 122L92 123L93 125L91 124L92 126H89L90 130L87 129L86 128L87 124H85V122L86 123L88 121L90 122L93 120V118L100 119L101 117H103L102 115L107 110ZM119 103L121 104V106ZM184 103L187 107L184 105ZM144 106L146 109L145 108L143 109ZM180 106H182V108H184L186 110L184 112L182 111V114L184 113V115H182V116H180V114H181V110H179V109H181ZM136 107H138V108H136ZM118 108L120 109V111H119L120 113H118V110H119ZM139 108H140L141 112L138 111V113H137V110H139ZM141 108L143 111H145L144 114H143V111L141 110ZM164 108L166 109L167 114H166ZM134 109H136V110H134ZM188 109H189V111H188ZM16 111H18V110H16ZM102 111H104V113ZM124 111H126V112H124ZM146 111H147V113H146ZM179 111H180V113H179ZM244 111L247 113L248 112L251 113V115L255 114L258 117L256 116V118H254L255 120L249 119L252 122L249 121L250 122L249 123L247 121L248 123H246V125H245L246 127L243 129V131H241L242 133L238 134V132H237L238 130L236 131L235 128H232L233 126H228V125L231 123L232 118H234L239 113L244 112ZM161 112L163 114H161ZM177 112L179 113L178 115H177ZM139 113H141V114H139ZM170 114H172V115H170ZM28 116L29 117L32 116V117H30L31 120L29 119ZM12 117H14V118H12ZM23 118H20V119H23ZM32 118L37 119V120H33ZM52 119H54V121H52ZM44 120H46V121H44ZM55 120L56 121L59 120L61 123L58 121L57 122L58 126L53 127V129H54L53 130L52 129L53 125L51 126L50 124H51V122L56 123ZM63 120H64V124L62 123ZM22 123L24 124V121ZM42 123H43V125H42ZM12 126H13V128H12ZM59 126H61V127H59ZM214 127H216L215 129L219 130L218 133H220V134L222 133L221 135L225 134V136H222L223 137L222 140L225 143L222 142V140H221L219 143L217 142V144H215L213 139H212V141H211V138H208V140L205 139L206 142L205 143L203 142V143L206 145H200L197 148L198 150H195L192 153L191 152L187 153L186 156H184L182 158V159H184L185 157H187L183 160L184 162H182V160H180L181 162L177 161V157L175 158L176 154L174 153V151L172 152V150H174V147H172V146H176L177 144L176 145L171 144V148H169L170 145L168 147L167 144L164 143L166 140L171 141L173 139L175 141V143L183 141L181 144L184 145L185 140H187L191 137L200 136L201 134H204V133H210L211 131L214 130L213 129ZM6 129H7V131L5 132ZM248 130H249L250 134L252 132V134H251L252 136H250V134L248 133ZM250 130H251V132H250ZM83 131H85V132L83 133ZM66 132H67V135H69V136H67L66 134L63 135V133H66ZM12 133H14V134H12ZM81 133H83L82 136L80 135ZM3 134H5V136H2ZM70 134H72V135H70ZM84 134H87V135H84ZM220 134H218V135L220 136ZM79 136H80V138H79ZM14 137H16V138H14ZM26 137H27V139H26ZM57 137H59L60 140L57 139ZM60 137H62V138H60ZM65 137H66V140H65ZM10 138H11V140H10ZM75 138H79V139H75ZM15 139L16 140L18 139L19 141L18 140L16 141ZM30 139L33 141H30ZM28 141H30V142H28ZM58 141H59V143H58ZM4 143L6 144V146ZM22 144H23V146H22ZM178 146H179V144H178ZM178 146H176V147H178ZM202 147H205L206 150L203 149ZM128 148H129V150H128ZM167 148H168L169 152L166 150ZM213 148H215V150ZM18 149H20V150L18 151ZM132 151H135V152H132ZM166 153H168V155L172 154L171 156H173V153L175 155L173 157H171V156H167ZM198 154H199V156H198ZM209 155L206 156L204 160L207 161V158L210 157ZM172 158H173V160H172ZM174 160H176L177 162H175ZM262 160H264V158L259 159V162ZM172 161H173V163H172ZM213 161H216V160H211L209 162H211L212 165H214L215 162H213ZM106 162L108 164L109 160ZM110 162H112V163H109L110 167H109V165H107L105 163L106 168L107 167L113 168L115 166V162L112 161V158H111ZM200 162L203 163L204 161H200ZM200 162H197V163H200ZM188 163L190 164V166L188 165ZM173 164H174V166H172ZM136 167H137V165H136ZM118 169L119 168H117V166L114 167V170H118ZM42 170H44V171H42ZM31 171H33V172H31ZM231 172H233V171H231ZM38 174L40 176H38ZM189 174L191 175V177ZM35 175H37L36 179L34 177ZM145 175H143L142 178H146L147 174H145ZM48 176H49V178H48ZM109 178L110 179L113 178L114 180H112V182H115L117 184H119L121 181L122 182L124 181L122 179L121 175L118 174V176H116V173L110 174ZM86 180H87V182H86L87 187L90 186V188H92V187L94 188V186H95L94 193H92L93 192V188H92V190H91L92 192L91 193L88 192V195L97 194V192H98L96 189L97 185L95 184L96 180L95 181H94V179L91 180L92 181V182L90 181L91 183L88 182L89 180L87 178H86ZM22 181H23V183L20 184ZM116 181H118L119 183ZM181 181H179V182H181ZM17 184H20L19 185L20 187ZM68 184L70 186H71V184L73 185L72 189ZM16 185L19 187V188L17 187L18 190L13 188ZM28 185H30V186H28ZM44 185H46V186H44ZM52 186L54 189H52ZM69 187H70V189H69ZM98 187L99 186H97V188ZM42 188H43V191H42ZM47 188H49L50 192L47 191ZM186 188H189V187L187 186ZM14 190H16L17 192H15ZM36 191H40V192L42 191V192L41 193L37 192L38 193V195H37ZM62 191H63V193H62ZM65 192L66 193L68 192L70 195L68 193L66 194ZM43 193H44V196H43ZM11 194L9 195L11 197L10 202L13 203V205H14V207H13V205L11 204L13 207V209H12L13 211H11V212H17L18 208L15 209V207L18 204L17 203L18 198L15 197V195L12 196ZM99 194H101V195H99V196L97 195L98 197L96 196V198L103 196L102 193H99ZM67 195H68V197H67ZM12 197L14 200H12ZM66 197L69 199H67ZM66 201H67V204H66ZM97 202L100 203L101 200L99 199ZM61 205H62V207H61ZM49 208L47 206L42 208V210L44 209L43 211H45V212L41 213L42 215L43 214L44 215L41 218H39L40 221H39V223L37 222L38 225L42 224V223L44 224L45 222L47 223L48 221L50 222L53 220L51 214H53L55 209H52V208L49 209ZM59 208H57V209H59ZM68 208H69V210H68ZM42 210L40 209V211H42ZM21 213H22V211H21ZM48 214H50L51 216H49ZM13 217L15 219L18 216L16 217V215H11L12 219H13ZM13 226H14V228H13ZM18 229H19L18 224L15 222V223L11 224L9 231L11 233H14L13 234L14 237L17 236V238H19L18 236H20V234H19ZM11 235L12 234H10L9 236L11 237ZM13 235H12V237H13ZM12 237H11V239H13ZM42 240L43 239H41L40 242H42ZM13 241H15V240H13Z\"/></svg>",
    "mask_w": 264,
    "mask_h": 264
}]
</instances>
